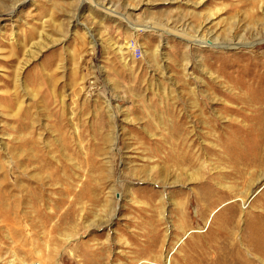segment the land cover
<instances>
[{
    "label": "rangeland",
    "instance_id": "obj_1",
    "mask_svg": "<svg viewBox=\"0 0 264 264\" xmlns=\"http://www.w3.org/2000/svg\"><path fill=\"white\" fill-rule=\"evenodd\" d=\"M0 166V264H264V0H0Z\"/></svg>",
    "mask_w": 264,
    "mask_h": 264
},
{
    "label": "bare ground",
    "instance_id": "obj_2",
    "mask_svg": "<svg viewBox=\"0 0 264 264\" xmlns=\"http://www.w3.org/2000/svg\"><path fill=\"white\" fill-rule=\"evenodd\" d=\"M206 43V42H205ZM227 109H232L231 107H227ZM246 119H250L251 118V116H246L245 117ZM211 119H205V123L210 127L211 126V124H212V122L210 121ZM24 144V143H23ZM22 144V142L19 144L20 145V149L23 151L24 149H22V147L24 146ZM233 146H235V144H230L229 146H228V150H233ZM250 149H252V150H250ZM260 149V148H259ZM255 150H258V148H257V146H253V148L251 147V148H249V151H251L254 155H255ZM259 151V150H258ZM179 157V156H178ZM257 157V156H256ZM255 156L253 157V159H251L250 160V163H252V164H255L256 162H258L257 161V158H256ZM189 156L187 155V154H183L180 158H178V161L179 162H181V163H186V162H190L189 161ZM196 159V158H195ZM234 159V160H233ZM231 160H233V163L235 162V163H237V156L236 155H234V156H231ZM194 162V161H193ZM6 166V165H5ZM0 169L1 170H4L5 168H4V166H0ZM6 175H8V174H6ZM5 177V176H4ZM207 183H209V181H205V183H204V185H207ZM208 186V185H207ZM24 191L26 192L25 194H24ZM28 192H31V191H29L28 189H23L22 191H21V194H20V198H19V200H29L28 198H30V197H28L29 196V194H28ZM206 195H208V193L206 194ZM17 200V199H16ZM208 210V209H207ZM26 212V211H25ZM253 249H255V250H257V251H259V252H262V253H264V236H261L260 237V239H259V244H254V248ZM246 264H253L252 262L251 263H246Z\"/></svg>",
    "mask_w": 264,
    "mask_h": 264
},
{
    "label": "built area",
    "instance_id": "obj_3",
    "mask_svg": "<svg viewBox=\"0 0 264 264\" xmlns=\"http://www.w3.org/2000/svg\"><path fill=\"white\" fill-rule=\"evenodd\" d=\"M131 48H132V54H133V56L139 57L141 55V49H140V47H138L137 45H135L134 43H132ZM22 264H39V263L38 262H35V261H27V262H24Z\"/></svg>",
    "mask_w": 264,
    "mask_h": 264
}]
</instances>
